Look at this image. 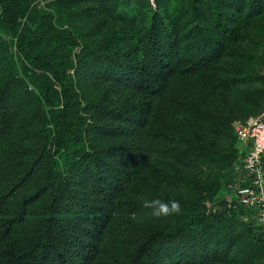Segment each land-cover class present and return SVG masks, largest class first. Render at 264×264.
<instances>
[{
  "label": "trees",
  "instance_id": "obj_1",
  "mask_svg": "<svg viewBox=\"0 0 264 264\" xmlns=\"http://www.w3.org/2000/svg\"><path fill=\"white\" fill-rule=\"evenodd\" d=\"M42 1L0 0V264H264L251 209L201 211L264 109V0Z\"/></svg>",
  "mask_w": 264,
  "mask_h": 264
},
{
  "label": "built area",
  "instance_id": "obj_2",
  "mask_svg": "<svg viewBox=\"0 0 264 264\" xmlns=\"http://www.w3.org/2000/svg\"><path fill=\"white\" fill-rule=\"evenodd\" d=\"M39 5L43 4L42 0ZM151 8H156V0H147ZM264 78V66L262 70ZM237 143L243 155L244 175L230 187L202 202L201 211L206 215L221 211L251 209L257 225L264 229V109L244 120H234L231 124Z\"/></svg>",
  "mask_w": 264,
  "mask_h": 264
},
{
  "label": "clouds",
  "instance_id": "obj_3",
  "mask_svg": "<svg viewBox=\"0 0 264 264\" xmlns=\"http://www.w3.org/2000/svg\"><path fill=\"white\" fill-rule=\"evenodd\" d=\"M143 206L151 209V215L155 218L170 215H180L183 211L180 201L175 199H169L168 201H164L159 198L144 200Z\"/></svg>",
  "mask_w": 264,
  "mask_h": 264
},
{
  "label": "rangeland",
  "instance_id": "obj_4",
  "mask_svg": "<svg viewBox=\"0 0 264 264\" xmlns=\"http://www.w3.org/2000/svg\"><path fill=\"white\" fill-rule=\"evenodd\" d=\"M180 1H178L179 3ZM177 3V4H178ZM264 20H258V22L254 25V29L252 30L253 32L250 34L251 36L247 39V46L248 48L260 52L264 55ZM264 66V64H263ZM262 69L259 71V73L262 75ZM263 110V109H261ZM260 110V111H261ZM260 111L257 112H252L249 113L248 115H256L257 113H259ZM244 118V117H243ZM241 118L235 119V120H239ZM212 172H217V170H212ZM221 174H223V171L220 172Z\"/></svg>",
  "mask_w": 264,
  "mask_h": 264
}]
</instances>
